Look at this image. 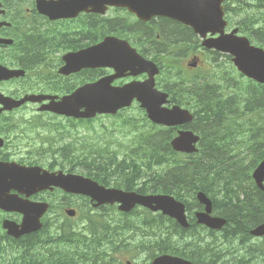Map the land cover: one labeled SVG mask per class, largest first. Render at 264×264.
Returning <instances> with one entry per match:
<instances>
[{
	"label": "flooded vegetation",
	"instance_id": "flooded-vegetation-1",
	"mask_svg": "<svg viewBox=\"0 0 264 264\" xmlns=\"http://www.w3.org/2000/svg\"><path fill=\"white\" fill-rule=\"evenodd\" d=\"M172 33L178 37L169 39ZM109 37L125 40L141 56L156 61L162 68V74L155 77V86L166 91L169 100L174 103L189 100L184 93L192 88L193 80L189 79L187 83L174 80L171 72L179 70L194 76L195 71H202L206 58L204 55L216 54L201 48L193 49L197 44L193 30L170 17L152 16L149 20H142L124 8L104 7L102 0H0V164L12 163L33 168L39 173L37 178L40 179L33 187L36 190L29 194L25 187L10 189V185L4 186L5 194L47 205L40 217L41 229L19 237L9 235L3 227V221L11 220L19 224L22 214L0 210V264H153L154 254L159 251L153 245L154 225H141L136 222H143L140 217L128 216L117 208L102 206L88 209L95 217L91 220L89 214L84 216L79 226L82 233L79 235L80 240H75L77 208L82 206L81 200H84L67 193L60 184L53 185L55 180L49 179L52 174L74 173L75 167H86L88 164V161L75 160L73 149L76 141L74 124L84 119L58 115L50 111V106L71 95L77 88L115 73V68L106 65V58L103 57L107 50H111L106 46ZM186 41L190 46L185 44ZM181 43L184 47L177 49L175 45ZM190 58L197 60L196 67H189ZM164 70L169 72L165 77ZM145 78L146 74L132 76L125 73L111 83L112 86H121L131 80ZM178 82L180 85H176ZM172 88H179L178 99H172V94L178 92L170 90ZM218 91V87L213 89L212 96L214 136L222 137L223 144L219 148L228 153L229 162L236 172H241L247 180L239 179L233 185L228 183L217 194L226 200L233 198L237 192L239 199L245 202L252 199L254 205L263 212L262 190L251 180L248 171L242 172L237 168L243 166L241 163L247 158H264V119H260L259 131L252 130L249 127V106L234 102V95L221 97ZM225 97L229 99L228 103ZM234 114L241 116L236 117ZM234 119L244 120L247 126L238 125L239 130H230L225 134ZM187 127L181 125L168 129L174 130L176 135L178 130ZM170 133L174 134L171 130ZM262 134V141H258ZM130 168L137 173L136 167ZM118 169L122 175L124 169L121 166L114 168L107 162L101 167L106 184L118 181L115 179ZM43 176L49 177L45 186L37 189ZM145 181L146 178L141 177L132 183L135 188L142 189ZM198 205L194 212L204 209L203 205ZM186 207L188 212L192 210L191 204ZM67 209H74L75 216L67 217ZM142 210L137 208L134 212ZM124 219L134 220L135 224L126 226ZM255 220L246 226L247 232L240 233L241 230L233 229L232 224L229 226L228 220L219 231L201 224H192L189 229L194 232L204 230L205 235L227 233L232 238L228 249L219 252H215L218 245L207 246L208 264H232L237 260L248 264L253 261L264 264V235L251 234L258 222L262 221V216ZM166 231H169V225H166ZM187 233L180 239H185ZM96 236L100 239L94 250L99 249L102 254L89 255V243ZM171 237L175 238L176 235L167 234L168 246ZM234 240L236 243L231 244ZM122 247H130L135 252L138 250V254L134 252V256H122ZM250 248H256L258 255L245 256Z\"/></svg>",
	"mask_w": 264,
	"mask_h": 264
},
{
	"label": "water",
	"instance_id": "water-1",
	"mask_svg": "<svg viewBox=\"0 0 264 264\" xmlns=\"http://www.w3.org/2000/svg\"><path fill=\"white\" fill-rule=\"evenodd\" d=\"M223 0H102L108 5L127 7L129 10L137 13L140 17H147L152 13H169L173 12L178 19L190 25L195 32L204 36L207 32L211 34L220 33L217 38L206 39L203 45L208 48H217L221 51L230 52L235 57L233 62L238 69L251 78L259 82H264V50L258 47L251 46L248 39L234 35L236 29L232 33L223 35V27L225 22L222 19L223 11L221 2ZM133 55H127L122 61V55H112L110 64H122L121 68H137L136 72L146 71L152 77L158 72L154 64H149L132 58ZM135 57V56H134ZM132 58V59H131ZM110 79H107L90 88L91 97L94 100L91 102L78 103L73 102L83 98L79 95L69 97L57 105L59 113L68 115L94 116L96 113H114L119 108L129 106L133 98L140 101V106L145 108L148 117L158 123L173 125L184 123L191 120L192 116L186 111L174 107L170 110L161 107L166 102V94L153 89L152 78L137 85H127L119 89L109 87ZM80 93V92H78ZM77 93V94H78ZM80 108H84V112H79ZM198 140L192 132L181 131L179 135L171 142L174 149L182 152H193L194 143ZM36 174L31 169H14L12 166H0V187L10 185L21 181L26 184H33L37 180ZM253 177L260 184L264 177V161L260 163L254 171ZM23 179V181H22ZM66 185L70 186L76 192L89 194L98 203L119 201L120 209L128 211L134 205L140 204L149 207L153 210H162L172 217H175L181 224L185 225L183 216L182 203L175 201L173 198L166 195H138L135 193H126L120 190H105L98 187L95 183L84 180L76 176H67L63 180ZM6 190V189H5ZM199 199L205 203L206 212L210 210V201L203 195L198 194ZM0 202H11L9 209H18L23 212V221L21 228L16 226L8 227V232L15 235L31 231L38 226L39 213L36 212L33 205H14L12 200L7 198L1 199ZM203 214L200 222L213 227L220 228L224 224L221 218H211ZM257 236L264 235V224L259 225L251 231ZM153 264H191L179 258L169 256H160L155 259Z\"/></svg>",
	"mask_w": 264,
	"mask_h": 264
},
{
	"label": "trees",
	"instance_id": "trees-1",
	"mask_svg": "<svg viewBox=\"0 0 264 264\" xmlns=\"http://www.w3.org/2000/svg\"><path fill=\"white\" fill-rule=\"evenodd\" d=\"M234 4V9L237 14H241L240 18L236 21V25L239 28V32L246 35L251 42L264 47V0H232ZM230 6V3H229ZM178 37L176 33L169 34V39ZM200 96L199 94H197ZM212 101L208 100L205 103V107L208 108ZM204 109V107H203ZM200 109L195 108V113L200 114ZM201 118L207 119L206 116H200ZM130 119H125L129 121ZM134 121V118H132ZM212 121V120H211ZM211 121H201L199 131L201 135V148L196 154L186 156V158H179L177 153L168 148L167 144L163 150H159L156 146L150 144L149 135L146 132H141L136 134L135 138L139 137V143L142 145L144 142L147 146L146 151L134 154V151L127 154L128 158H124L121 161L123 165L125 160H148L147 170L152 171L149 180L145 183L139 192H153V193H169L177 198H182L184 200L190 201L192 210L188 212L189 220H191V225L193 223V210L198 208L197 201L195 199V192L202 191L206 195L207 193L213 198V212L217 215L225 217L229 226L232 224L233 229L241 230L240 232H247L246 226L253 220L258 219L262 216V221L258 225L264 222V211L260 212V209L254 205L253 200L250 202H245L246 200L239 199V195L233 194V198L221 199L218 197V192L223 189L228 183L231 185L236 184L240 179L241 172H236V169L229 162V156L226 151H224L221 145L222 137L214 136V131L211 126ZM133 127H136L133 124ZM203 127V128H202ZM156 140H161V135L155 136ZM250 150L246 153L248 154ZM92 161L95 165H91L92 169H101L107 162L117 161L116 151H111L109 148L97 150ZM91 154V156H92ZM247 158V157H246ZM98 159V160H96ZM178 159V160H176ZM102 160V161H100ZM168 161V169L165 171L164 162ZM252 161V162H251ZM259 160H252V158H247L245 171L251 172L259 163ZM152 164L160 166V170H153ZM127 167H132V164H124ZM110 168L109 166H106ZM135 167V166H134ZM137 165L136 168H139ZM123 169H125L122 166ZM239 171L241 167L237 168ZM132 174V173H130ZM101 175L96 173L95 176ZM124 177L128 175L123 172ZM139 174H137L138 176ZM136 176V174H135ZM128 182L124 180V186ZM230 186V185H229ZM264 200V199H263ZM258 204V203H257ZM199 206V205H198ZM264 207V202H263ZM233 220V222H232ZM129 224H134L135 222L127 220ZM171 223H173L171 221ZM228 226V227H229ZM229 236V235H228ZM228 238V237H227ZM230 239V238H229ZM228 240V239H227ZM196 240H194L190 245L186 244L183 247L172 244L170 247L165 245H160L163 248H169V252L180 255L184 258L192 260L195 264H201L197 259L201 257L200 250L202 246H197ZM250 256H256L257 253L249 251ZM247 256V254H246ZM198 257V258H197ZM232 264H248L240 261H235ZM250 264H258V262H250Z\"/></svg>",
	"mask_w": 264,
	"mask_h": 264
},
{
	"label": "bare ground",
	"instance_id": "bare-ground-1",
	"mask_svg": "<svg viewBox=\"0 0 264 264\" xmlns=\"http://www.w3.org/2000/svg\"><path fill=\"white\" fill-rule=\"evenodd\" d=\"M252 162V161H251ZM260 163H261V161L258 163V165L251 171V172H254L257 168H258V166L260 165ZM262 192H263V194H264V190H262ZM198 194H203L205 197L207 196L204 192H202V191H198V193L195 195V199H196V201H197V203L198 204H200V205H203V207H204V209L203 210H198V211H193V216H192V218L191 219H193V223L195 224V225H197V224H201L202 222H200V218H201V216L203 215V214H207L206 216H208V217H212V218H221V219H225V220H227L225 217H223V216H220V215H217V214H215L214 212H213V202H210V210L208 211V212H206V205H205V203H203L200 199H199V197H198ZM232 222H233V220H232ZM186 223H187V225L188 226H190L191 225V220H189V217H188V215H187V219H186ZM261 224H264V222L263 223H261ZM261 224H259V225H261ZM259 225H257V227L259 226Z\"/></svg>",
	"mask_w": 264,
	"mask_h": 264
},
{
	"label": "rangeland",
	"instance_id": "rangeland-1",
	"mask_svg": "<svg viewBox=\"0 0 264 264\" xmlns=\"http://www.w3.org/2000/svg\"><path fill=\"white\" fill-rule=\"evenodd\" d=\"M229 65V64H228Z\"/></svg>",
	"mask_w": 264,
	"mask_h": 264
}]
</instances>
